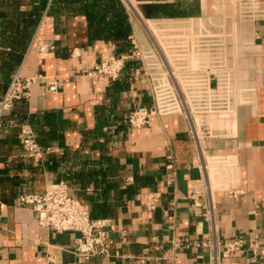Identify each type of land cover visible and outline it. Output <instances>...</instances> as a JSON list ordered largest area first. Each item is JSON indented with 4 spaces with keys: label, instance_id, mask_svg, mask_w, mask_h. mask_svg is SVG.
I'll use <instances>...</instances> for the list:
<instances>
[{
    "label": "crops",
    "instance_id": "0c3cea01",
    "mask_svg": "<svg viewBox=\"0 0 264 264\" xmlns=\"http://www.w3.org/2000/svg\"><path fill=\"white\" fill-rule=\"evenodd\" d=\"M134 1L151 15L148 37L123 0H0V103L15 75L62 83L52 94L39 80L2 119L0 264H211L213 246L236 239L246 253L221 264H253L252 239L264 243V0ZM134 41L143 59L119 79L88 75ZM157 50L178 94L170 81L158 93ZM143 106L157 115L133 129L125 120ZM22 125L45 153L39 163ZM60 182L93 219L112 220L110 257H77L78 234L46 231L21 206L22 194Z\"/></svg>",
    "mask_w": 264,
    "mask_h": 264
},
{
    "label": "built area",
    "instance_id": "2783aa9c",
    "mask_svg": "<svg viewBox=\"0 0 264 264\" xmlns=\"http://www.w3.org/2000/svg\"><path fill=\"white\" fill-rule=\"evenodd\" d=\"M50 2L54 0H49ZM125 5L133 12V5L129 0H123ZM132 5V6H131ZM134 51L120 57L112 56L105 61L95 65L92 72L88 75L93 77H105L111 81H116L122 75L126 63L131 60L141 59L138 48L133 42ZM54 46L44 44L40 46L42 53L52 51ZM43 79L47 84L48 93L55 94L62 87V83L52 77L36 75L30 77H20L15 75L4 93L0 103V129L2 119L9 112L17 101L27 100L31 95V87ZM180 97L182 99L181 93ZM157 115L155 107H137L132 110L126 118V123L133 129H141L149 125L153 116ZM22 134V148L24 152L39 163L43 160L44 151L36 138L33 128L30 125L20 127ZM192 137L198 139L196 130L192 128ZM192 138V139H193ZM194 141V140H193ZM197 143V141H194ZM170 183V181H169ZM191 199H197L196 193L191 195ZM160 197L157 193L147 194L145 208L149 212L157 209ZM21 206L29 209L34 214L40 228L58 233H76L79 238L75 241V255L85 261L94 257L106 258L111 255L112 239L111 233L116 231V227L111 219H93L88 205L75 198L69 187L65 183H52L46 185L41 193H25L19 197ZM209 220L213 228V239L215 241L214 217L212 212H208ZM176 247L182 246L175 243ZM252 247L249 249L253 264H258L264 258V243L257 238L252 239ZM247 249L241 239L229 241L223 244L220 253L213 246V256L211 264H221L229 260L234 254H245ZM145 259L142 260L144 263Z\"/></svg>",
    "mask_w": 264,
    "mask_h": 264
},
{
    "label": "rangeland",
    "instance_id": "374dc122",
    "mask_svg": "<svg viewBox=\"0 0 264 264\" xmlns=\"http://www.w3.org/2000/svg\"><path fill=\"white\" fill-rule=\"evenodd\" d=\"M131 1H132L131 4L136 8V11L133 12V14H132L131 11H130V13L132 15H134L133 19H134L135 23H139L140 24L141 30L144 32L146 37H148L149 33H153V31H154L153 24L151 23V26H150V24H148L149 23L148 20H150V21L152 20L149 17L151 15L148 13L149 11L147 10L146 5H143L144 3L142 4V3L138 2V1L136 2L134 0H131ZM150 12H152V10H150ZM242 12L243 11H240V13H242ZM149 29L152 30V32L151 31L149 32ZM155 33L158 34L159 32L155 31ZM237 35H239V33H237ZM150 43H151V41H150ZM135 44H136V46L138 48V51H139V54H140V58L143 59L142 48L140 47L138 42L135 41ZM153 48L155 49L154 46H153ZM237 51H239V50H237ZM158 53L159 52L157 50V54ZM158 60L159 61L156 64L152 63L153 69L151 70V76L154 78V83L157 86L158 93H163L164 89H166V87H167V82L170 81V84H171V86H172V88L174 90V93L178 94L177 91L174 89L175 88V86H174L175 83H173V81H171V79H170L171 77L168 74V70L163 65V61L161 60V54H160V56L158 55ZM176 60L178 61L179 59H176ZM172 61H174V59ZM154 68H156V69H154ZM37 75H41V74H37ZM33 76H36V75H33ZM176 77H177V81L181 80V74L179 72L175 73V77L174 78H176ZM24 78H26V77H24ZM47 92H48V89H47ZM197 130L200 131V135H203V134H201L202 133L201 132V130H202L201 127H199Z\"/></svg>",
    "mask_w": 264,
    "mask_h": 264
},
{
    "label": "bare ground",
    "instance_id": "6f19581e",
    "mask_svg": "<svg viewBox=\"0 0 264 264\" xmlns=\"http://www.w3.org/2000/svg\"><path fill=\"white\" fill-rule=\"evenodd\" d=\"M130 1V0H129ZM132 6V5H131ZM136 10L133 8V12H135ZM172 75V74H171Z\"/></svg>",
    "mask_w": 264,
    "mask_h": 264
},
{
    "label": "trees",
    "instance_id": "16d2710c",
    "mask_svg": "<svg viewBox=\"0 0 264 264\" xmlns=\"http://www.w3.org/2000/svg\"><path fill=\"white\" fill-rule=\"evenodd\" d=\"M54 1H55V0H54ZM17 102H19V101H17ZM15 103H16V102H15ZM15 103H14V104H15ZM36 138H37V137H36ZM37 140H38V139H37ZM39 144H40V143H39Z\"/></svg>",
    "mask_w": 264,
    "mask_h": 264
}]
</instances>
